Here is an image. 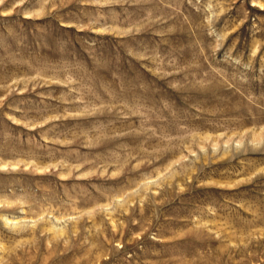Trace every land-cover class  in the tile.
Returning a JSON list of instances; mask_svg holds the SVG:
<instances>
[{"label": "rangeland", "instance_id": "rangeland-1", "mask_svg": "<svg viewBox=\"0 0 264 264\" xmlns=\"http://www.w3.org/2000/svg\"><path fill=\"white\" fill-rule=\"evenodd\" d=\"M0 264H264V0H0Z\"/></svg>", "mask_w": 264, "mask_h": 264}]
</instances>
